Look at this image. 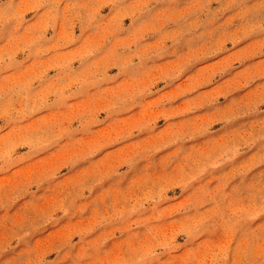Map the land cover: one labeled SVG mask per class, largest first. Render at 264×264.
Masks as SVG:
<instances>
[{
    "label": "rangeland",
    "instance_id": "obj_1",
    "mask_svg": "<svg viewBox=\"0 0 264 264\" xmlns=\"http://www.w3.org/2000/svg\"><path fill=\"white\" fill-rule=\"evenodd\" d=\"M0 264H264V0H0Z\"/></svg>",
    "mask_w": 264,
    "mask_h": 264
}]
</instances>
